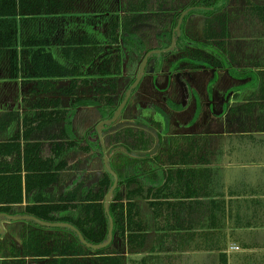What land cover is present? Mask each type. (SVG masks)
Returning a JSON list of instances; mask_svg holds the SVG:
<instances>
[{
  "label": "crops",
  "instance_id": "obj_1",
  "mask_svg": "<svg viewBox=\"0 0 264 264\" xmlns=\"http://www.w3.org/2000/svg\"><path fill=\"white\" fill-rule=\"evenodd\" d=\"M192 2L0 0V207L10 208L0 212V264H264V0H227L209 20L186 9ZM177 13L193 55L168 52ZM146 50L159 51L161 69L151 60L133 87ZM129 91L123 123L109 121ZM120 158L108 206L122 203L126 217L131 203L129 225L122 235L106 211L113 179L101 201L107 239L68 253L80 206L109 172L103 162ZM15 175L18 204L6 200ZM145 175L160 183L127 199ZM45 204L73 223L26 213Z\"/></svg>",
  "mask_w": 264,
  "mask_h": 264
},
{
  "label": "trees",
  "instance_id": "obj_2",
  "mask_svg": "<svg viewBox=\"0 0 264 264\" xmlns=\"http://www.w3.org/2000/svg\"><path fill=\"white\" fill-rule=\"evenodd\" d=\"M227 5H228L227 0H193V2L186 9H188L190 7L202 9L204 14H205L204 16H206L209 20V18L211 16H216L217 10H222L224 8H227ZM179 19H180V13H177L175 16L172 17V21H171L172 25H171L170 36H169V44L167 46H170L172 41L174 40L175 45L173 46L172 51L178 52V51L183 50L184 52L189 54V51L191 50V48L188 45L190 43L189 41H191V40L189 37H187V35L185 34V31H184V25H185L184 18L180 24H179ZM209 24H210V22H209ZM206 36L208 38L207 41L209 42L211 40L210 38H212L214 36L216 37V34H215V32L210 31L209 27H207ZM208 42H204L201 45H203L204 48H207ZM191 44H193V46H195L194 43H191ZM149 51L150 50L144 51V55L142 56V58H140L141 61L139 59V62H142V59L144 58L146 53H148ZM159 55L160 54H151L148 61L156 58ZM189 55H191V54H189ZM188 57L189 56H187L186 58H188ZM196 62H197V60H190L189 59V62H187V63L193 65ZM203 62H204V64H206V61H203ZM207 65H209V64L207 63ZM158 66H160V65H158ZM118 107L119 106H116L112 113H106V115H110L112 117L114 111H116L118 109ZM158 125L159 124H157L156 126L158 127ZM111 131H114V128L111 127V125L108 126L106 130H104L105 133L106 132L109 133ZM95 134H96V129L93 132H91V134H88L87 136H90L91 139H94ZM10 145H13V144H10ZM93 145L103 147V145L100 144L99 141ZM18 146L19 145H17V144L13 145V147L9 149V152L12 154L13 151L17 150L18 151L17 153L19 154ZM105 147L107 149L108 145H105ZM160 147H161V143L159 140V142H157V144H154L153 149L155 151L159 152ZM108 152H110V148L108 149ZM108 152H106L105 155L103 153H100V154H103V156L97 155V157L96 156L95 157L96 158H98V157L103 158L104 156L107 157L106 154H108ZM154 154H155V152L152 155H154ZM26 155H27V153H25V157H26ZM109 165L111 167H113L112 159H110ZM103 167H106L104 162L102 164V168ZM157 167H158L157 165L153 166V168H157ZM7 179H8V177H5V176L0 177V182H5V181H7ZM113 179L114 178H113V176H111L110 171L108 172L105 170L104 175L101 176V178L99 177V179H98V180H100L99 181L100 182V186H99L100 191L97 194L92 195L90 197L91 200H89L88 202L86 201L84 204H82V206H80L81 210L79 208V210H80L79 212H81L82 214H85V216L81 219V221H78V223H75V226L80 229L81 233H82V230H84V228H90V229H85V232H87V233H82L83 237L86 239L85 240L86 242L100 244L101 242H104L107 239V235H106L107 229L106 228L108 226L109 220L107 219V217H105L104 206H103L101 201L103 200V197H104V194L106 193V191L110 188L111 183L113 182ZM135 182H137V180ZM135 182H133V183H135ZM26 183H28L27 177H26ZM133 183L128 182V185H127L128 188H130V186ZM157 183H160V181L157 182V180L153 181V180H148V179H142V182L139 183L138 186H136V189L128 190L127 199H130V197H133V196H136V195L143 193L145 186L148 184H151V186L149 187V193H151L153 191V189L156 187ZM27 189H28V185H27ZM6 194H8L6 197L7 203L18 204V203L22 202V184H21V177L19 175H15V176L11 177V186H10V189L8 190V193H6ZM0 201H1V199H0ZM130 206H131V203H128L127 209H126V212H127L126 217L124 215V211H123L124 208H123L122 203L110 204V206H109L108 214L113 219V224H114L113 226H114V228L118 229L122 233V235L125 232L124 225L126 223H128V225H129V222L131 221L132 216L130 215L131 214ZM77 209L78 208L75 205H69V210H77ZM8 210H10V208L8 206L7 207H0V212H6ZM26 213L34 215L37 218L44 220V221H47V222H69L70 224L73 223L70 219L58 218L57 217L58 214L55 215V213H56L55 207L47 205V204L38 205L35 207L27 206L26 207ZM31 223L36 227H42V228L45 227L44 225H41L34 220L31 221ZM103 225H105V228L103 227ZM95 228H97V231ZM100 228L104 229V231H102L101 234L96 235L93 233L95 231H96L95 233H98L100 231ZM129 229H130V227H129ZM71 236L74 237V241H73L74 244H72L71 247L69 248V252L64 250L62 253L63 254H66L67 252L73 253V254L83 253L86 249L84 248V245L81 242V240L79 239V237L76 236L75 233H72L70 235V237ZM45 253H47V252H45Z\"/></svg>",
  "mask_w": 264,
  "mask_h": 264
},
{
  "label": "water",
  "instance_id": "obj_3",
  "mask_svg": "<svg viewBox=\"0 0 264 264\" xmlns=\"http://www.w3.org/2000/svg\"><path fill=\"white\" fill-rule=\"evenodd\" d=\"M184 15H185V14L182 15V18L184 17ZM182 18L179 20V24L182 22ZM173 44H174V42L172 43V45H173ZM157 53H159V51H156V50H155V51L148 52V53L145 55V57L143 58V60H142V62H141V64H140V66H139L138 76H137V78H136V80H135V82H134V84H133V87H136V86H137V84L139 83V81L141 80V78H142V76H143V71H145V70L147 69V67H148V65H149V62H150L151 60H154V61H155V71H160L163 61H162L160 58H158L159 56H157L156 58L151 59L150 61H148V59H149V57L151 56V54H157ZM158 65H160V66H158ZM155 71H154V72H155ZM129 96H130V91L127 93V95H126V99L123 101L122 105L118 108V111L114 114V116H113L109 121H114V120H116V119L123 118L122 115H123V112H124V110H125V108H126L125 106H126V104H127V102H128ZM105 122H107V121H105ZM105 122H103V123H105ZM104 164H105V166L109 169V171L111 172V168L109 167V165H108V163H107V160H105ZM112 174H113L115 180H114V183H113V185L111 186L110 190H109L108 193L106 194V198H105V199H106L105 208H106L107 213H108V209H109L108 204H109V202H110V200H111V195H112L113 191L116 189V187L118 186V176H117L114 172H112ZM28 217H30V219H33V220H35L37 223L42 224V225H60V224L47 223V222L41 221V220H39V219H37V218H34V217H32V216H28ZM110 222H111V224H112V219H111V218H110ZM62 224H63V225H68V224H65V223H62ZM68 226H69V225H68ZM0 229H1V226H0ZM75 232L78 233V236H79V239L81 240V242L86 244V241H85V239L83 238L82 234L79 233V231H76V230H75ZM110 237H111V235H110ZM86 245H87V244H86ZM88 245H90V244H88ZM236 246H237V245H236ZM90 247L96 249V248H98V247L100 248L101 245H97V246H96V245H90ZM237 247H238V246H237Z\"/></svg>",
  "mask_w": 264,
  "mask_h": 264
},
{
  "label": "rangeland",
  "instance_id": "obj_4",
  "mask_svg": "<svg viewBox=\"0 0 264 264\" xmlns=\"http://www.w3.org/2000/svg\"><path fill=\"white\" fill-rule=\"evenodd\" d=\"M219 19H221V18H219ZM219 21H222V20H219ZM223 23V26H222V28H221V33L222 34H224L225 33V26H224V22H222ZM215 32V34H216V31H214ZM217 39V38H215V36L214 37H212V38H210V39ZM206 39H208L207 37H206ZM213 39V40H214ZM217 45H219V43H217ZM223 45V44H222ZM203 49H205V50H209L210 51V49L212 50L213 48L211 47V46H209V44H208V47L207 48H203ZM149 52H151V51H149ZM147 54V53H146ZM207 61V60H206ZM173 66H174V63L172 64V65H170V67L171 68H173ZM172 70V69H171ZM160 75H155V78H157L158 79V77H159ZM211 86V82L209 81V87ZM116 122H118V124H121V123H123L122 121H120V119H118ZM115 122V123H116ZM146 122V121H145ZM112 126H115V124H113ZM149 129L150 130H152V126L151 125H149ZM112 133H113V131H111V133L109 132L108 134L109 135H112ZM106 134V133H105ZM108 136V135H107ZM107 136H105V140H107ZM117 154L119 155L120 154V152L119 151H117ZM110 156V155H109ZM120 162H122V158H120V160L117 162H115L114 163V165H113V167H112V170H111V174H112V172H114L116 175L119 173L118 171H123V173L125 172V167H124V165H122ZM112 176H113V174H112ZM117 176H119V177H122L121 176V174L120 175H117ZM113 178H114V176H113ZM143 178L145 179L146 178V175L145 176H143ZM147 179V178H146ZM114 180H115V178H114ZM118 191H121V188H119L118 189ZM126 192V191H125Z\"/></svg>",
  "mask_w": 264,
  "mask_h": 264
},
{
  "label": "flooded vegetation",
  "instance_id": "obj_5",
  "mask_svg": "<svg viewBox=\"0 0 264 264\" xmlns=\"http://www.w3.org/2000/svg\"><path fill=\"white\" fill-rule=\"evenodd\" d=\"M210 31H212V30H210ZM214 32V31H213ZM172 43H173V41H172ZM202 44V43H201ZM172 46V45H171ZM190 48H191V50L189 51V54H191V55H193V49H194V46L193 45H188ZM169 47V46H168ZM167 48V47H166ZM171 50H172V48H170L169 50H168V52H171ZM181 53V57H182V55H189L188 53L186 54V52H183V51H180ZM178 53V52H177ZM233 244H231L229 247L231 248V246H232ZM232 249V248H231Z\"/></svg>",
  "mask_w": 264,
  "mask_h": 264
},
{
  "label": "built area",
  "instance_id": "obj_6",
  "mask_svg": "<svg viewBox=\"0 0 264 264\" xmlns=\"http://www.w3.org/2000/svg\"><path fill=\"white\" fill-rule=\"evenodd\" d=\"M231 248L232 249H238V247L236 245H232Z\"/></svg>",
  "mask_w": 264,
  "mask_h": 264
}]
</instances>
